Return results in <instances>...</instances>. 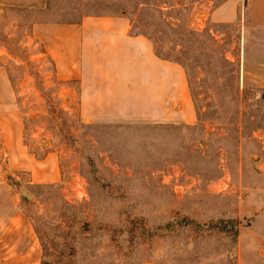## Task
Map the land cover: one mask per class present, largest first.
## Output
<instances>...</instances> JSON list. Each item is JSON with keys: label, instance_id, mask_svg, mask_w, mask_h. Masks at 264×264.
<instances>
[{"label": "rangeland", "instance_id": "rangeland-1", "mask_svg": "<svg viewBox=\"0 0 264 264\" xmlns=\"http://www.w3.org/2000/svg\"><path fill=\"white\" fill-rule=\"evenodd\" d=\"M223 1L0 7V66L23 125L20 147L57 156L62 173L58 183L35 182L9 165L0 139V264H264V29L244 16L198 17ZM122 15L132 35L185 70L192 121L175 111L168 124L85 122L79 82L60 80L32 36L37 23Z\"/></svg>", "mask_w": 264, "mask_h": 264}, {"label": "crops", "instance_id": "crops-1", "mask_svg": "<svg viewBox=\"0 0 264 264\" xmlns=\"http://www.w3.org/2000/svg\"><path fill=\"white\" fill-rule=\"evenodd\" d=\"M50 0H0L9 6L44 12ZM264 29V0H225L198 17L232 24L239 17ZM127 16L85 17L80 23H37L32 36L53 61L62 81H78L81 116L87 123L175 122V111L193 120V102L183 67L157 56L153 43L131 34ZM14 89L0 66V139L8 150L9 165L28 170L39 184L58 183V158H37L20 147L23 125L15 112ZM16 145V147H14ZM19 150L16 160L13 150Z\"/></svg>", "mask_w": 264, "mask_h": 264}, {"label": "water", "instance_id": "water-1", "mask_svg": "<svg viewBox=\"0 0 264 264\" xmlns=\"http://www.w3.org/2000/svg\"><path fill=\"white\" fill-rule=\"evenodd\" d=\"M19 192L21 193V195L27 199H31L33 198L32 194L30 192H28L25 188L23 187H19Z\"/></svg>", "mask_w": 264, "mask_h": 264}]
</instances>
